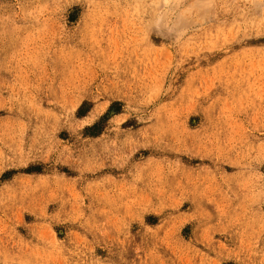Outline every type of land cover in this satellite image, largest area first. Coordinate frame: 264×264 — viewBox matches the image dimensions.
I'll use <instances>...</instances> for the list:
<instances>
[{
    "label": "rangeland",
    "instance_id": "374dc122",
    "mask_svg": "<svg viewBox=\"0 0 264 264\" xmlns=\"http://www.w3.org/2000/svg\"><path fill=\"white\" fill-rule=\"evenodd\" d=\"M0 264H264V0H0Z\"/></svg>",
    "mask_w": 264,
    "mask_h": 264
}]
</instances>
